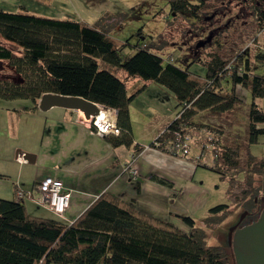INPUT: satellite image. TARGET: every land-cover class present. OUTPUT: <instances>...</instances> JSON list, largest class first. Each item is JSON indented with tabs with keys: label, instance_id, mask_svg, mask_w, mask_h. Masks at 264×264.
Here are the masks:
<instances>
[{
	"label": "trees",
	"instance_id": "trees-1",
	"mask_svg": "<svg viewBox=\"0 0 264 264\" xmlns=\"http://www.w3.org/2000/svg\"><path fill=\"white\" fill-rule=\"evenodd\" d=\"M168 3L170 11L197 16V2L168 0ZM254 8L255 18L262 27L264 47V1ZM0 36L16 47L0 40V60H6L19 74L15 79L0 77V96L29 97L36 102L41 93L50 91L81 95L113 107L119 131L104 135L110 144L122 143L131 147L134 154L143 145L131 136L129 103L146 81L165 86L176 98L175 115L149 144L171 151L175 134L180 133L186 136L187 146L185 153L179 152L181 155L188 153L193 142L194 136L187 127L194 122L196 112L202 109L230 112L242 100L236 87H247L252 100L246 139L222 143L217 131L208 134L204 144L215 145L214 163L239 173L244 169L239 157L245 154L247 171L242 179H235L241 182L239 201L246 206V220L236 223L257 216L264 204V182L254 183V175L262 174L264 161L248 151L247 143L257 140L258 133L264 131L258 125L264 121V109L253 100L264 95V73L254 71L256 63L251 67L248 57L237 53L228 60L200 59L207 68L199 75L189 71L188 61L179 65L145 42L136 41L132 50L126 52L123 46L128 39L115 42L105 30L80 19L1 7ZM201 42L202 39L197 44ZM255 59L263 61L264 52L259 50ZM117 69H122L125 76ZM134 76L143 82L128 91L125 80ZM222 79L230 83L225 93L218 90ZM210 167L227 177L218 166ZM151 177L172 186L164 177L154 174ZM228 178L231 185L236 182L231 175ZM258 192L262 193L261 197ZM226 206L225 202L213 204L209 212L215 214ZM179 217L187 229L145 213L131 201L105 189L71 221L29 213L20 198L0 196V264H227L229 252L225 247L231 249L228 240L226 244L209 243L206 223L196 224L189 214Z\"/></svg>",
	"mask_w": 264,
	"mask_h": 264
},
{
	"label": "rangeland",
	"instance_id": "rangeland-1",
	"mask_svg": "<svg viewBox=\"0 0 264 264\" xmlns=\"http://www.w3.org/2000/svg\"><path fill=\"white\" fill-rule=\"evenodd\" d=\"M191 1L198 3L197 16L170 11L168 0H0V7L80 19L105 30L115 42L128 39L123 46L126 52L132 50L136 41L145 42L152 50L179 65H184L188 61L186 64L189 71L199 75H203L207 68L206 63L200 59L217 57L220 60H228L237 53L248 57L251 67L256 63L254 71L264 73V60L258 62L255 59L259 50L264 52V47L261 46L262 27L254 14V7L264 0ZM200 39L201 44H197ZM0 40L16 48L1 36ZM117 72L123 77L122 69H117ZM0 77L15 79L19 74L6 60H0ZM125 82L127 90L132 91L143 82V79L134 76ZM157 85L159 84L154 81H146L129 103L132 134L136 141L143 144L153 140L154 134L161 128V122L164 124L165 120L172 118L176 112L174 94L167 88V92L160 91ZM229 88L230 83L222 79L218 90L225 93ZM236 88V91L241 93L242 100L230 112L202 109L194 116L201 125H204L201 127H209L215 132L220 131L222 143L231 142L232 139L240 141L246 139L248 109L252 97L247 87ZM253 100L264 109V95ZM68 111L58 105L41 109L37 102L29 97L0 96L1 197L15 198L12 182L33 178L36 169L45 164L42 154L49 146L46 129L53 120L74 118L75 111ZM258 125L264 127V121ZM78 128L81 129L80 125ZM84 138L91 141L94 149L103 148L99 137L84 135ZM193 139L189 154L187 153L191 156L198 153L201 141L198 139L196 143V138ZM202 146L205 147L206 144ZM16 147L28 148V151L31 149L30 152L39 151L38 161L36 163L17 161L14 158ZM247 149L252 155L261 157L264 161V131L258 133L257 140L247 143ZM203 150L205 153L202 160L206 164L198 162L192 172V179L181 178L180 185L178 183L177 186L179 191L177 189V194L171 195V217L176 225L186 227L179 214H189L196 224L203 226L202 223H206L207 242L226 244L229 226L239 220L242 212L244 217L246 214L244 212L246 206L239 201L242 192L238 185L241 182L236 181L242 179V174L247 171L244 164L246 156L240 154L239 159L244 169L239 173L235 169L214 163L210 148ZM211 164L223 170L227 177L221 176L219 171L211 168ZM230 175L236 178L232 185L229 183ZM254 177L256 180L254 183H258L262 175L255 174ZM34 193L37 194L36 191ZM258 195L261 197L262 193L258 192ZM24 198H27L23 200L26 211L41 215L35 211L36 208L33 209L35 203L28 200L34 198L27 195ZM220 202L227 203L226 209L210 214L208 208ZM37 210L43 211V208ZM52 213L57 217L61 215L53 211ZM205 217L208 218L204 221ZM225 249L229 252L227 264H235L230 246H226Z\"/></svg>",
	"mask_w": 264,
	"mask_h": 264
},
{
	"label": "crops",
	"instance_id": "crops-1",
	"mask_svg": "<svg viewBox=\"0 0 264 264\" xmlns=\"http://www.w3.org/2000/svg\"><path fill=\"white\" fill-rule=\"evenodd\" d=\"M15 10L19 11L20 9ZM33 13L41 14L35 11ZM123 74L125 76L124 72ZM157 88L160 91L167 92L166 87L161 84L157 85ZM62 107L66 111L69 110L68 112L75 111V116L70 119L66 117L53 120V123L46 129L45 134L47 135V141L49 140V146L42 154V158H45V164L36 169L33 178L27 181L15 180L12 184L15 194L17 188L23 190L34 188L35 183L46 175L61 178L65 190L69 191L68 205L60 215V218L66 221H71L100 191L105 189L126 201H131L139 210L145 213L173 222L170 209L171 195H176L177 189L179 191L177 186L178 183L180 185V179L191 180L195 165H198V162L206 164L202 160L205 153L203 148H210L213 152L212 158H214L213 147L215 145L211 143H207L205 147L202 145L206 142L205 137L214 133L215 130L209 127H201L204 125H201L195 117L194 122L187 127L196 138V143H198V139H201L200 149L195 156L188 155L189 153H186V155L177 154L153 146L149 144L150 142L140 143L135 140L131 131L133 141L143 145L141 150L134 154L132 148L130 149L122 143L118 145L110 144L105 135L98 134L93 126L80 119L81 111L79 109ZM172 118L166 119L164 124L161 122V128L154 134L153 140ZM78 125L81 127L80 130ZM84 135L99 137L103 148L101 150L94 149L95 146L91 141L85 139ZM27 149L16 147L14 158L21 162L36 163L39 158V151L30 152L31 149L29 151ZM132 168L135 169V173L131 172ZM153 174L168 179L172 182V186H167L152 179L151 175ZM261 175V180L264 182V170ZM24 196L25 194L20 198L22 202L27 199ZM28 200L35 203L33 209L36 208L37 213L40 212L42 216H53L52 211L45 204L38 203L31 200V198H28ZM40 208H43V211L37 210ZM180 227L187 229V226L181 225Z\"/></svg>",
	"mask_w": 264,
	"mask_h": 264
},
{
	"label": "water",
	"instance_id": "water-1",
	"mask_svg": "<svg viewBox=\"0 0 264 264\" xmlns=\"http://www.w3.org/2000/svg\"><path fill=\"white\" fill-rule=\"evenodd\" d=\"M37 104L41 109L52 105L76 108L84 117L99 110L97 102L81 95L50 91L41 93ZM227 232L235 264H264V204L254 219L239 225L232 224Z\"/></svg>",
	"mask_w": 264,
	"mask_h": 264
},
{
	"label": "built area",
	"instance_id": "built-area-1",
	"mask_svg": "<svg viewBox=\"0 0 264 264\" xmlns=\"http://www.w3.org/2000/svg\"><path fill=\"white\" fill-rule=\"evenodd\" d=\"M99 110L96 114H90L89 117H84L80 113V119L88 122L94 127L98 134L104 135L106 133H117L119 127L116 123V112L113 107L103 106L97 103ZM186 136L176 133L173 141L174 153L187 151ZM135 173V169H131ZM36 191L37 194L34 192ZM31 196L35 201L47 205L53 212L61 214L65 210L69 202V191L65 190L63 181L59 177L46 175L35 183V187L23 190L17 188L15 190V198L19 199L23 196Z\"/></svg>",
	"mask_w": 264,
	"mask_h": 264
},
{
	"label": "flooded vegetation",
	"instance_id": "flooded-vegetation-1",
	"mask_svg": "<svg viewBox=\"0 0 264 264\" xmlns=\"http://www.w3.org/2000/svg\"><path fill=\"white\" fill-rule=\"evenodd\" d=\"M243 218H244V216H243V212H242L238 221H241ZM243 220H246V219L244 218ZM234 224L239 225V224H242V223H234Z\"/></svg>",
	"mask_w": 264,
	"mask_h": 264
}]
</instances>
